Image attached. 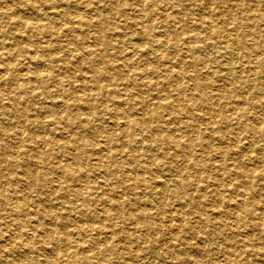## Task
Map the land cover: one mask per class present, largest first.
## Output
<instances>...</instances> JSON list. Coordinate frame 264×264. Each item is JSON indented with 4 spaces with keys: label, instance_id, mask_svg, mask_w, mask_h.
Here are the masks:
<instances>
[{
    "label": "rangeland",
    "instance_id": "374dc122",
    "mask_svg": "<svg viewBox=\"0 0 264 264\" xmlns=\"http://www.w3.org/2000/svg\"><path fill=\"white\" fill-rule=\"evenodd\" d=\"M263 25L264 0H0V264H264Z\"/></svg>",
    "mask_w": 264,
    "mask_h": 264
},
{
    "label": "bare ground",
    "instance_id": "6f19581e",
    "mask_svg": "<svg viewBox=\"0 0 264 264\" xmlns=\"http://www.w3.org/2000/svg\"><path fill=\"white\" fill-rule=\"evenodd\" d=\"M95 1V0H94ZM242 5V4H241ZM227 9V8H226ZM132 10V9H131ZM139 10H141V9H139ZM208 13V12H207ZM93 16V15H92ZM256 18V17H255ZM43 19V18H42ZM83 22V21H82ZM26 23H24V22H22L21 23V26L24 28V27H26V25H25ZM29 24L30 23H27V25L29 26ZM136 26V25H135ZM264 26V25H263ZM141 28V27H140ZM242 32V31H241ZM101 39V38H100ZM168 40V39H167ZM100 41V40H99ZM171 43V42H170ZM151 44V43H150ZM174 44V43H173ZM165 49V48H164ZM20 51V50H19ZM104 54V53H103ZM138 55V54H137ZM30 58V57H29ZM41 62V61H40ZM42 64V63H41ZM116 64V63H115ZM247 69V68H246ZM211 71V70H210ZM213 73H214V71H213ZM108 74V73H107ZM106 78V77H105ZM20 80H22V78L20 79ZM17 87H20V88H22L21 86H17ZM209 93V92H208ZM210 94V93H209ZM119 95V94H118ZM15 97H18V96H15ZM116 99V98H115ZM112 101V100H111ZM264 105V104H263ZM11 106V105H10ZM119 111V110H118ZM139 115V114H138ZM105 120V119H104ZM255 122V121H254ZM22 123V122H21ZM109 124V123H108ZM211 124V123H210ZM64 128V127H63ZM30 132V131H29ZM33 133V132H32ZM102 135V134H101ZM249 135V134H248ZM259 139V138H258ZM51 141V140H50ZM234 145H235V143H234ZM31 146V145H30ZM8 150V149H7ZM49 154V153H48ZM48 154H47V156H48ZM65 155V154H64ZM20 156V155H19ZM42 156V155H41ZM46 156V155H45ZM68 156V155H67ZM41 158V157H40ZM27 159V158H26ZM39 159V158H38ZM52 159V158H51ZM55 159V158H54ZM95 160V159H94ZM42 161H43V159H42ZM20 162V161H19ZM49 162H52L51 160L49 161ZM46 163H47V161H46ZM45 163V164H46ZM21 164V163H20ZM42 166V165H41ZM18 167V166H17ZM43 168V167H42ZM57 168V167H56ZM260 168V167H259ZM22 169V168H21ZM39 169V168H38ZM41 169V168H40ZM42 170V169H41ZM2 171V170H1ZM43 171V170H42ZM38 173V172H37ZM177 174V173H176ZM64 177V176H63ZM14 178V177H13ZM92 178V177H91ZM105 178V177H104ZM12 178H10V182L12 181L11 180ZM196 179V178H195ZM21 181V180H20ZM112 181V180H111ZM165 181V180H164ZM17 182V181H16ZM28 182V181H27ZM77 182V181H76ZM25 183V182H24ZM9 184V183H8ZM30 186V185H29ZM107 186H108V184H107ZM16 188V187H15ZM14 188V189H15ZM36 189V188H35ZM163 192V191H162ZM175 192H176V190H175ZM13 197V196H12ZM15 197V196H14ZM242 197V196H241ZM16 198V197H15ZM24 200V199H23ZM19 201V200H18ZM37 201V200H36ZM86 203V202H85ZM115 203V202H114ZM124 203V202H123ZM68 209V208H67ZM131 210V209H130ZM129 211V210H128ZM135 211V210H134ZM29 213V212H28ZM174 217V216H173ZM229 219V218H228ZM238 220V219H237ZM165 223V222H164ZM231 227V226H230ZM82 229V228H81ZM234 228H232L231 230H233ZM131 230V229H130ZM75 231H76V229H75ZM86 231V230H85ZM197 231V230H196ZM83 234H85L84 232H83ZM3 235V234H2ZM67 236V235H66ZM57 238V237H56ZM60 238V237H59ZM88 238V237H87ZM107 238V237H106ZM64 240V239H63ZM185 240V239H184ZM255 244V243H254ZM88 245V244H87ZM132 246V245H131ZM75 247V246H74ZM77 248V247H76ZM76 249L75 248H71V250L68 252L69 253V255H68V257H69V260H70V263L71 264H77L76 263V261H75V259H74V256H73V254H75L76 253ZM88 251H89V249H88ZM64 255V254H63ZM262 257V256H261ZM91 257L89 256V255H85V259H90ZM228 262V261H227Z\"/></svg>",
    "mask_w": 264,
    "mask_h": 264
}]
</instances>
